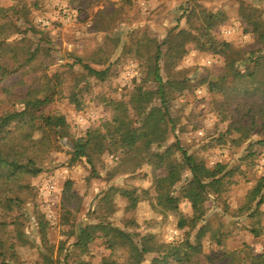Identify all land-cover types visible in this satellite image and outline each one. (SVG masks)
<instances>
[{
    "label": "rangeland",
    "instance_id": "374dc122",
    "mask_svg": "<svg viewBox=\"0 0 264 264\" xmlns=\"http://www.w3.org/2000/svg\"><path fill=\"white\" fill-rule=\"evenodd\" d=\"M24 2L30 10L28 24L17 21L22 33L8 41L6 51L22 41L35 51V57L18 72L0 78V113L19 109L18 99L27 94L50 95L51 101L42 112L62 115L69 137L63 142L52 136L48 144L47 136L44 145L38 143L33 156L41 172L23 174L19 185L8 193L18 203L10 211L0 207V264H100L109 254L102 240L96 239L83 252L74 243L80 228L101 220L132 233H152L165 244L184 239L176 228L177 215L154 213L144 195V191L153 195L151 180L163 176L164 170L154 169L133 155L109 153L101 141L88 151L90 164L85 159L71 162L72 140L109 122L111 102L127 104L132 116L129 100L134 88L141 85L145 90H155L148 66L156 45L160 50L159 74L168 88L174 122L166 146L178 140L188 154L208 167L222 163L231 172L224 179V191L207 198L203 223L209 231L221 227L227 237L218 248L208 243L206 233L204 252L234 250L245 244L254 255L260 254L264 248V191L258 208V198L250 202V192L264 177V146L257 143L264 132L256 129L240 145L232 143L238 136L235 132L220 140L228 124L242 115L240 100L244 95L239 89L248 84L234 80L232 75L226 76L223 92H210L208 84L225 76L228 61L236 72L243 73L251 67L252 58H264V41H257L242 17L243 7L253 8L264 21V0ZM16 4V0H0L3 8ZM198 6L221 20L211 36L230 44L232 53L227 62L224 56L201 49L195 40L184 45V54L176 49L182 39L175 37L177 32L197 35ZM84 67L105 71L104 80L90 76ZM71 98L79 102L80 110ZM247 98L246 102L260 103L258 96L249 94ZM25 132L39 140L44 135ZM171 177L177 181L178 191L189 173L174 172ZM120 190L134 191L138 198L134 209H127L128 200ZM179 210L191 214L187 202ZM142 264H154L153 255Z\"/></svg>",
    "mask_w": 264,
    "mask_h": 264
},
{
    "label": "trees",
    "instance_id": "16d2710c",
    "mask_svg": "<svg viewBox=\"0 0 264 264\" xmlns=\"http://www.w3.org/2000/svg\"><path fill=\"white\" fill-rule=\"evenodd\" d=\"M16 1L15 6L0 7L1 79L18 72L35 57V51H30L22 41L10 51H6L8 41L22 33L17 21L27 25L30 15L24 0ZM198 8L200 10L195 12V16L200 21V25L194 28L197 35L193 36L189 31L180 30L175 34V37H182L176 49L184 54V45L195 40L201 49L214 55L224 56L227 62V57L232 53L230 44L217 41L211 36L212 29L221 20L214 13L207 12L199 6ZM256 12L253 8L243 7L242 17L257 41L263 42L264 21L256 15ZM151 58L148 77L155 84V90H145L141 85L134 88L129 100L133 110L132 116L128 114L127 104L111 102L113 114L109 122L103 124L101 128L87 130L84 137L72 140L71 162L85 159L90 164L88 151L92 144L101 141L106 143V150L109 153L121 152L133 155L154 169L164 170L163 176H154L151 180L150 190L153 195L149 191H144V195L148 207L154 213L177 215L176 228L182 231L184 239L174 244H165L158 242L152 233L145 235L132 233L127 231L126 227L115 226L101 220L80 228L74 247L83 252L96 239L102 240L109 254L100 264H142L149 255H153L154 264H264V248L260 254L254 255L251 247L245 244L234 250L222 248L215 252L213 250L204 252L202 239L206 233H209L208 243L218 248L224 244L227 237L221 227L209 231L203 223L207 211L205 206L207 198L224 191V179L231 172L227 171L222 163L208 167L203 160L188 154L178 140L166 146L168 135L173 132L174 122L169 112L168 88L159 74V46L156 45L155 53ZM250 62L251 67L241 73L230 67L228 61L225 76L208 84L210 92H223V82L228 75L236 76L234 80L238 79L240 83L242 81L248 84L239 89L244 95L240 100L242 115L237 121L230 122L226 131L219 137L220 140H224L226 135L235 132L238 135L232 140L235 145L246 142L256 129L264 132V58H252ZM84 68L90 76L100 81L104 80L105 71ZM249 94L258 96L260 103L246 102ZM50 97V95L39 96L38 93L27 94L24 98L18 99L19 109L0 113V207L6 211H10L12 206L18 203L17 198L8 196V193H12L19 185L21 176L26 173L41 172V168L35 166L33 156L38 143L44 145L47 136L48 144L52 136L63 142L69 137L68 124L62 115L42 112V109L50 103ZM71 101L80 110L79 102L74 98ZM26 130L40 131L45 136L43 135L40 141L39 138L34 139L32 133L25 132ZM102 130L104 132H101ZM257 143L264 146V136ZM47 148L46 146L45 150ZM185 171L189 173V179L176 191L177 181L171 177V174ZM262 191H264V177L259 178L250 192V202L258 198L256 208L262 204ZM119 192L128 200L127 209H134L138 203L134 191ZM184 202L190 206V215H185L179 210V206ZM192 236L193 240H191Z\"/></svg>",
    "mask_w": 264,
    "mask_h": 264
},
{
    "label": "built area",
    "instance_id": "2783aa9c",
    "mask_svg": "<svg viewBox=\"0 0 264 264\" xmlns=\"http://www.w3.org/2000/svg\"><path fill=\"white\" fill-rule=\"evenodd\" d=\"M53 189V186L51 185V186H49V190H52Z\"/></svg>",
    "mask_w": 264,
    "mask_h": 264
}]
</instances>
